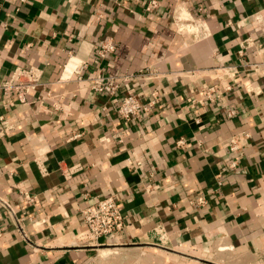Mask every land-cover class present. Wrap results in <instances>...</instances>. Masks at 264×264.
I'll list each match as a JSON object with an SVG mask.
<instances>
[{
	"label": "crops",
	"instance_id": "0c3cea01",
	"mask_svg": "<svg viewBox=\"0 0 264 264\" xmlns=\"http://www.w3.org/2000/svg\"><path fill=\"white\" fill-rule=\"evenodd\" d=\"M149 1L0 0V85L17 69L41 71L29 105L0 94L11 125L0 136V197L13 211L0 206V264H264V70H251L264 66V0H157L147 13ZM176 14L200 20L209 36L179 33ZM108 40L115 52L100 59ZM219 66L237 67L241 83L190 106ZM146 69L160 78L131 79L114 96L93 90L97 75ZM154 91L149 112L119 118L121 97L146 104ZM242 133L248 142L230 170L227 142ZM108 197L125 229L95 243L81 211Z\"/></svg>",
	"mask_w": 264,
	"mask_h": 264
},
{
	"label": "built area",
	"instance_id": "2783aa9c",
	"mask_svg": "<svg viewBox=\"0 0 264 264\" xmlns=\"http://www.w3.org/2000/svg\"><path fill=\"white\" fill-rule=\"evenodd\" d=\"M26 1V0H22ZM161 7L160 2L157 0H150L144 11L149 13L156 11ZM173 19L176 22V28L179 33H185L192 37L195 41H200L209 36L206 26L197 19L190 17H180L178 14L174 15ZM115 45L112 41L108 40L101 44L97 53L100 59H105L115 52ZM243 47L239 53L243 55ZM88 68V64H76L73 73L81 79L82 72ZM264 70V66L252 65L251 70L258 72ZM212 75L215 77L216 82L205 86L202 89V99L188 98L187 102L190 106L201 105L205 103H214L221 100L224 94L230 92L234 86L241 83L240 71L237 67L233 66H219L212 70ZM41 71L30 67L28 69H17L10 77L0 85V94L3 97H13L15 105H29L28 96L41 87L40 83ZM145 78L157 79L160 78L158 73L149 71L148 69L139 71L136 75H128L118 78H105L102 75H97L94 79L93 90L97 93H104L109 96L117 95L118 89L124 83L131 79ZM159 94L154 91L151 94L150 100L146 104H142L139 99L134 95H124L121 97L117 106V113L119 118L125 123L131 122L134 118L138 117L140 112H149L159 102ZM228 119L236 117V111L229 110L226 113ZM11 129L8 121L0 116V136H5ZM116 138H120L115 135ZM249 134L242 133L239 136H233L227 142L229 152L233 155V160L228 164V169L235 170L238 165V159L242 156L243 150L248 142ZM186 142L180 139L175 143L177 149L184 148ZM46 157L44 153L35 152L32 156V162L36 165L41 174H46L45 169ZM73 167L62 171L63 177L67 180L77 169ZM218 186L221 184L220 179H217ZM23 198L28 204H32L35 197L28 193H22ZM197 205L203 206L205 204L204 197H199L196 201ZM0 206L6 209L10 214H13L12 208L9 203L0 197ZM83 226L86 230L88 237L95 243L101 239H113L120 235L125 229V217L122 213L118 201L114 197L105 198L93 205L84 208L81 211ZM16 224L19 226L18 221ZM98 245V244H97Z\"/></svg>",
	"mask_w": 264,
	"mask_h": 264
}]
</instances>
